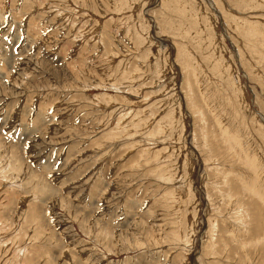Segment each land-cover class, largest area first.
Returning <instances> with one entry per match:
<instances>
[{
	"label": "rangeland",
	"instance_id": "1",
	"mask_svg": "<svg viewBox=\"0 0 264 264\" xmlns=\"http://www.w3.org/2000/svg\"><path fill=\"white\" fill-rule=\"evenodd\" d=\"M0 264H264V0H0Z\"/></svg>",
	"mask_w": 264,
	"mask_h": 264
}]
</instances>
